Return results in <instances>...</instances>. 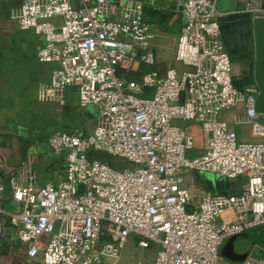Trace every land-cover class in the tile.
<instances>
[{
	"label": "built area",
	"instance_id": "obj_1",
	"mask_svg": "<svg viewBox=\"0 0 264 264\" xmlns=\"http://www.w3.org/2000/svg\"><path fill=\"white\" fill-rule=\"evenodd\" d=\"M175 58L179 66L148 69L128 79L118 68L152 65L155 54L134 41L153 37L140 0H21L12 10L20 28L41 35L37 58L53 63L39 97L57 98L74 84L80 104H93L98 122L86 131L56 129L47 143L65 157L66 176L33 188L9 175L14 205L0 206V246L5 214L28 256L42 264H102L117 257L130 236L156 243L153 264H264L248 254L224 259L222 240L264 226V138L242 140L220 112L245 102L234 123H248L264 134V112L256 110V83L232 84L229 56L220 37L214 0H182ZM152 88L144 94V88ZM262 120L258 121L257 117ZM173 118L199 122L203 147ZM122 157L116 168L89 158L88 150ZM242 176L236 193H210L191 205L183 170ZM4 185L0 184V197ZM46 236L45 238L43 236Z\"/></svg>",
	"mask_w": 264,
	"mask_h": 264
},
{
	"label": "crops",
	"instance_id": "obj_2",
	"mask_svg": "<svg viewBox=\"0 0 264 264\" xmlns=\"http://www.w3.org/2000/svg\"><path fill=\"white\" fill-rule=\"evenodd\" d=\"M114 1L121 3L123 0ZM140 1L143 2V18L150 23L153 37L134 41V44L140 49H151L155 62L152 65L139 63L128 71L118 68V73L128 79H140L142 73L151 68L162 72L170 66L180 65L175 51L183 23L182 0ZM214 1L220 37L230 60L232 84L242 89L247 84L256 83L253 18L264 16V0ZM20 3L21 0H0V184L4 185L0 206L6 209L14 205L8 183L10 174H17L23 185L28 184L27 177L32 174L33 188L46 182L56 184L65 178V157L51 150L47 143L49 133L56 129L86 131L98 122L95 105L80 104L78 88L74 84L67 85L57 98L39 97L40 85L50 81L53 63L41 62L37 58L41 35L32 28H20L10 16ZM151 90L145 87L143 93L149 94ZM244 112L245 102L241 100L222 110L219 117L235 128L239 139L264 138V134L253 125L233 122L234 116ZM257 120H262L260 115ZM194 141L195 148L188 151L189 155L202 151L203 135L196 136ZM183 177V185L191 192V205H196L205 192L236 193L243 179L242 176L230 178L194 168H185ZM2 219L0 264H42L40 256L26 254L25 244L17 240L15 226L5 214ZM230 236L245 243L241 249L246 250L244 259L256 247L255 238L264 237V226H254Z\"/></svg>",
	"mask_w": 264,
	"mask_h": 264
},
{
	"label": "rangeland",
	"instance_id": "obj_3",
	"mask_svg": "<svg viewBox=\"0 0 264 264\" xmlns=\"http://www.w3.org/2000/svg\"><path fill=\"white\" fill-rule=\"evenodd\" d=\"M172 122L182 126L185 131L192 133L193 137H202L203 131L199 122L173 118ZM195 148V141L194 146ZM193 148L189 149L192 150ZM187 150V154L188 151ZM87 155L89 158H96L107 162L108 164L116 167L123 168L131 166L132 163L126 159L110 155L103 150H88ZM189 155V154H188ZM140 238L130 236L125 241L124 245L119 249L117 257H110L108 255L101 257L102 264H153V258L156 251V243L150 242L147 246L139 244ZM257 241L256 247H253V255L264 257V237L255 238ZM245 243L238 240L236 236L227 237L220 246L219 253L224 259L240 261L244 257L246 250H243ZM248 247V246H247ZM251 248V247H250ZM248 248V249H250ZM251 253V254H252Z\"/></svg>",
	"mask_w": 264,
	"mask_h": 264
},
{
	"label": "water",
	"instance_id": "obj_4",
	"mask_svg": "<svg viewBox=\"0 0 264 264\" xmlns=\"http://www.w3.org/2000/svg\"><path fill=\"white\" fill-rule=\"evenodd\" d=\"M255 80L259 87L256 97V110L264 112V16H255Z\"/></svg>",
	"mask_w": 264,
	"mask_h": 264
}]
</instances>
